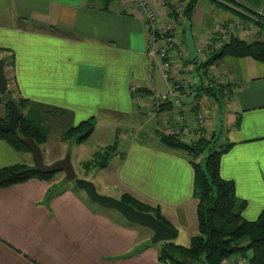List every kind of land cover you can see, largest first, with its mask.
<instances>
[{
    "label": "crops",
    "instance_id": "1",
    "mask_svg": "<svg viewBox=\"0 0 264 264\" xmlns=\"http://www.w3.org/2000/svg\"><path fill=\"white\" fill-rule=\"evenodd\" d=\"M148 1L160 24L176 23L184 44L186 20L181 13L169 15L165 2L171 0ZM255 18L264 20V0H197L190 24L200 61L217 23L254 26ZM233 35L264 40V28ZM145 49L142 18L128 0H0V58L10 62L13 54V65L4 64L12 97L68 110L63 121L69 126L92 117L89 138L103 131L114 139L116 154L92 177L98 192L126 194L156 208L176 230L172 240L187 246L198 233L192 167L187 154L165 147L158 136L197 140L204 130L195 119L206 108L212 117L205 128L218 129L221 144H230L220 158V176L233 181L237 197L246 201L242 217L256 219L264 208V61L225 56L209 74L193 64L195 83L181 90L180 104L170 101L156 110L153 94L168 89L157 82L158 68L149 74ZM170 60L176 69L174 52ZM205 87H215L216 95ZM8 114L0 102V118ZM89 148L93 159L98 149ZM28 157L33 162L31 153L0 139V168L26 164ZM55 185L53 178H32L0 187V264H163L149 228L127 224L117 211L66 185L49 196ZM224 264L246 259L233 256Z\"/></svg>",
    "mask_w": 264,
    "mask_h": 264
},
{
    "label": "trees",
    "instance_id": "2",
    "mask_svg": "<svg viewBox=\"0 0 264 264\" xmlns=\"http://www.w3.org/2000/svg\"><path fill=\"white\" fill-rule=\"evenodd\" d=\"M196 1L187 0L181 12L184 20L190 21ZM169 15L175 18L178 14H175L173 10H169ZM256 25L259 29L264 28L262 20L256 22ZM182 33L184 34V28ZM225 56H249L263 62L264 40L246 41L231 35L219 48L209 52L203 62L194 61L192 63L196 65L197 70L203 68V72H205L208 66ZM13 59V54L10 55V62L3 58L5 66L7 63L12 66ZM187 61L190 62L189 59ZM5 76H7L6 72ZM7 80H9L8 77ZM215 87H205L204 90L214 96L216 95L213 93ZM219 89L221 90V88ZM219 89L217 91H220ZM9 91L14 94L12 90ZM13 100L20 113L17 127L12 132L0 131V139L4 140L17 152L30 153V150L23 143L25 138L33 139L37 145L45 142L48 134V128L45 124L47 118L58 117L63 120L70 115L69 111L63 108L47 106L15 96H13ZM0 102L7 107L9 112L7 104L1 97ZM7 118L8 116L0 118V122H6ZM94 126L95 120L92 117L84 119L75 125L68 126L61 133V139L74 138L75 143L80 144L89 138ZM158 137L165 147L182 151L189 157L193 171V196L197 200L198 233L191 238L187 246L176 244L173 240L159 242L157 259L163 264H224L230 257L238 256L246 259V264H264V208L254 220L243 218L241 212L246 205V201L237 197L234 182L223 179L219 173L221 155L227 151L230 144H220L216 148L211 145L209 140L204 138L188 143L182 141L173 133L159 134ZM116 149V143H112L98 151L92 159L94 168L105 167ZM206 150L210 152L203 162L197 161ZM55 173H41L35 169L34 165L29 166L24 163L5 166L0 168V187L25 182L32 178L50 181ZM76 189L78 188L74 185L73 190ZM62 190L58 188V185H55L50 188L48 194L52 196ZM119 199L131 204L137 210L151 213L165 222L159 216L156 208L126 194ZM173 234L175 237V229H173Z\"/></svg>",
    "mask_w": 264,
    "mask_h": 264
},
{
    "label": "built area",
    "instance_id": "3",
    "mask_svg": "<svg viewBox=\"0 0 264 264\" xmlns=\"http://www.w3.org/2000/svg\"><path fill=\"white\" fill-rule=\"evenodd\" d=\"M132 10L137 12L143 21L144 37H145V57L147 59V67L149 74L158 68L167 85V91L164 93H155L152 97V104L156 110L163 104L173 101L177 106L180 104L179 95L181 90L188 85L190 72L194 66L192 62H188L186 58V49L175 34L177 33V25L174 21L160 24L159 17L156 15L152 4L148 0H128ZM169 10H173L175 14H180L185 6L184 0L166 1ZM262 20L255 18V22ZM264 23V20H262ZM253 23L243 22H225L217 23L212 31L210 45L206 49L211 52L212 49L219 48L234 33L235 29L240 27L246 28L252 26ZM174 52L178 59V67L175 69L171 65L170 53ZM201 52L197 49V58L195 61L201 63ZM200 59H199V57ZM204 60H202L203 62ZM211 71L210 66L207 69ZM130 91L138 94L135 86L130 87ZM198 116V114H197ZM199 117V116H198ZM197 117V119H198ZM200 123V120H199Z\"/></svg>",
    "mask_w": 264,
    "mask_h": 264
},
{
    "label": "water",
    "instance_id": "4",
    "mask_svg": "<svg viewBox=\"0 0 264 264\" xmlns=\"http://www.w3.org/2000/svg\"><path fill=\"white\" fill-rule=\"evenodd\" d=\"M184 45L190 62L197 58V50L191 34L190 21L184 26ZM0 97L7 104L9 114L6 122H0L1 132H12L16 129L20 117L19 109L15 104L11 92L7 88V78L4 72V61L0 58ZM23 143L30 150L34 167L41 173H52L62 171L67 181H73L74 185L82 189L89 200L102 208L117 211L127 222L149 228L152 231L150 241L152 243L170 241L173 239V229L163 220L156 218L153 214L137 210L119 198L99 193L95 185L87 180L77 177L72 166L70 155L58 159L50 164L43 160V154L37 143L31 138L23 139Z\"/></svg>",
    "mask_w": 264,
    "mask_h": 264
},
{
    "label": "rangeland",
    "instance_id": "5",
    "mask_svg": "<svg viewBox=\"0 0 264 264\" xmlns=\"http://www.w3.org/2000/svg\"><path fill=\"white\" fill-rule=\"evenodd\" d=\"M186 2L187 1H185L184 4H186ZM155 13L158 16L156 10H155ZM256 28L258 29V27L256 25L249 26L246 28L240 27L239 29L238 28L235 29L234 33L243 32V31H255V30H257ZM176 34H175V36H176ZM179 41L182 43L181 40H179ZM209 45H210V43L207 44L206 46H204V48L207 49L209 47ZM213 50H215V49L213 48L212 51ZM186 55H187V53H186ZM199 59H200V57H199ZM208 67L205 69L206 70L204 72L205 74H207V73L209 74V71L207 70ZM156 70L160 73V75L158 73V80H157L159 86L160 87L166 86L165 80L163 79L160 70L159 69H156ZM193 73L194 72L192 70L190 72L191 75H190V78L188 80V85L185 86L184 88H187L188 86L189 87L194 86L195 82L191 79L193 76ZM7 74L9 75V78L11 79L10 70L7 71ZM156 74H157V72H156ZM9 83H10L9 88L12 89V81L10 80ZM201 84H204L203 80H201ZM221 102H222V108H223L222 110H225L224 106H226V104L224 101H221ZM197 104L199 106V103H197ZM203 105H205V102L203 103ZM204 109H205L204 110L205 114H203V112L202 113L200 112L198 114L199 117L197 116L198 120H200V123L198 120L195 119L196 124L199 126V128H201L200 130H204V133H201L199 138H204V139L209 140L211 142V145H214L217 148V146H219L221 144V142H223V140H220V138H219L218 129H216V130L210 129L209 130V129L205 128V125H204L205 123H203V122L209 121V119H211L212 116H211V114L209 116L206 113V108H204ZM204 117L206 118V120L204 119ZM45 124H46V127L48 128V134L46 136L45 142L38 145L42 151L44 162L46 164H50V163H52L58 159L65 157L67 154H69L72 166H73V168L77 174V177L92 182V177L94 176L96 171L99 169H94V171L92 170L94 168V165H93L94 161H92L91 157L93 156L94 152L92 150H90L89 145L91 144V145L95 146L98 149V151H100L105 146L113 143L114 139L112 138V136L106 132L99 131L98 133H96V135H94V137H91V138L87 139L86 141H84L80 144H77V143H75L74 138H71L69 140H62L61 139V133L69 126L66 121L60 120L58 117H49V118H47V122H45ZM199 138H197V139H199ZM209 152H210L209 150H206L205 153L197 161L203 162L204 158L206 157V155ZM87 154H89V156H86ZM115 154H116V151L114 152L113 156ZM26 164H28L29 166L34 165V163L30 160V157H28V162H26ZM53 182H57L58 188H61L62 185L72 187V189L74 188L73 181H67L65 179L64 173L62 171H58L55 173V175L53 177ZM76 190H80L83 194H85V192L82 189L78 188ZM113 212H115V211H113ZM151 234H152V232H151ZM243 243H245V241H243ZM230 258H232V257H230Z\"/></svg>",
    "mask_w": 264,
    "mask_h": 264
}]
</instances>
